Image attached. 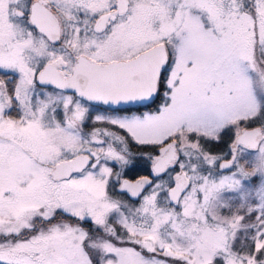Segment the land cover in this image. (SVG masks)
Wrapping results in <instances>:
<instances>
[{
	"label": "snow or ice",
	"instance_id": "obj_1",
	"mask_svg": "<svg viewBox=\"0 0 264 264\" xmlns=\"http://www.w3.org/2000/svg\"><path fill=\"white\" fill-rule=\"evenodd\" d=\"M0 264H264V0H0Z\"/></svg>",
	"mask_w": 264,
	"mask_h": 264
}]
</instances>
